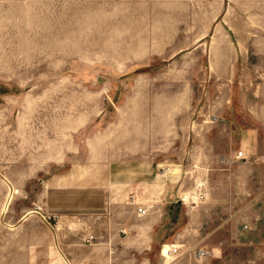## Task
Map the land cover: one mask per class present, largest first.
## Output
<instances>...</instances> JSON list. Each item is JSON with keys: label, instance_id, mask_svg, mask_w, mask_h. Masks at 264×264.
<instances>
[{"label": "rangeland", "instance_id": "374dc122", "mask_svg": "<svg viewBox=\"0 0 264 264\" xmlns=\"http://www.w3.org/2000/svg\"><path fill=\"white\" fill-rule=\"evenodd\" d=\"M212 156L225 169L209 173ZM251 156H264V0H0V201L5 185L7 213L22 196L29 214L3 216L1 233H51L48 213H127L114 180L158 160L172 169L168 239L211 233L223 247L207 264H264V161ZM67 180L95 187L46 192ZM31 243L0 264H30Z\"/></svg>", "mask_w": 264, "mask_h": 264}, {"label": "crops", "instance_id": "0c3cea01", "mask_svg": "<svg viewBox=\"0 0 264 264\" xmlns=\"http://www.w3.org/2000/svg\"><path fill=\"white\" fill-rule=\"evenodd\" d=\"M249 135L247 138L245 134L247 143L251 142ZM252 157L254 161L258 162L254 163L255 167L261 168L264 156ZM221 158L222 156H212L208 161H204L209 173L225 169L224 164H221ZM189 160L191 163L187 167L188 169L194 164L197 157L190 156ZM250 162L252 163L250 160L241 162L240 165L247 166ZM162 165H166L164 161H149L142 166L141 171L134 172L132 178L126 181L114 180L115 186L123 184L124 187H127L129 193V201L125 204L127 213H123L117 206L112 205L105 207L102 212L82 218L70 215V213L64 214L62 221L57 224L59 226L56 228L41 220V223L48 227L51 233L32 234L27 237L17 233L0 232V257L11 256L12 251L20 252V245H16V241L28 239L32 241L31 251L35 252L30 258V264H207L210 261H218L223 243H214L211 233L201 235L200 239H190L188 242L181 235H174L173 238L168 239L170 237L163 230L166 225L163 218L167 207L170 206L168 207L170 210L173 207V200L168 198L171 197V185L164 179L172 169L169 168L164 173H160L159 167ZM174 165L176 168L173 170H179L176 176L182 177L181 163L178 161ZM187 168L186 173L191 175L192 169L187 170ZM70 183L71 180H67L66 184L48 188L46 192L70 189L83 190L88 187H95V183L91 181L79 185ZM2 189L4 198L2 202L0 201V220L3 216L5 218L8 216L14 221L28 219L29 214L23 213L25 209L20 207V201L23 200L22 196H16L9 213H7L9 208L7 205L10 204V198L16 193V190L11 189L12 195L6 204L8 195L5 185L2 186ZM139 189H144L149 195L142 197V199L137 198L134 194L138 193ZM179 192L181 193V190ZM140 207L147 211L145 215L138 212ZM4 227L0 226V229H4ZM90 235L95 237V242L87 243V238ZM166 244H176L183 248L187 246L206 248L212 254L201 260H197L193 255H187L175 262H169L164 260L165 258L161 253L162 247ZM13 255L15 256V253ZM13 264H21V260L14 261Z\"/></svg>", "mask_w": 264, "mask_h": 264}, {"label": "built area", "instance_id": "2783aa9c", "mask_svg": "<svg viewBox=\"0 0 264 264\" xmlns=\"http://www.w3.org/2000/svg\"><path fill=\"white\" fill-rule=\"evenodd\" d=\"M217 117H213V121H217ZM237 159H246L247 156L243 150L239 151L236 155ZM228 159L225 158L223 162H227ZM138 212L140 214H146V210L142 207L138 208ZM42 220L46 222L50 226H54L53 223H56V225L59 222L60 216L55 213H48L45 215H41ZM247 228V226H245ZM95 242V237L93 235H90L87 238V243ZM166 245L162 247L161 253L162 256L166 259H170L172 262H175L179 258L187 255H193L197 260L205 259L209 256H211L212 252L209 251L206 248H197L195 246H187L183 248L182 246L176 245V244H170L167 248H165Z\"/></svg>", "mask_w": 264, "mask_h": 264}, {"label": "bare ground", "instance_id": "6f19581e", "mask_svg": "<svg viewBox=\"0 0 264 264\" xmlns=\"http://www.w3.org/2000/svg\"><path fill=\"white\" fill-rule=\"evenodd\" d=\"M169 245H166L165 248H167ZM167 261H171L169 258L167 259Z\"/></svg>", "mask_w": 264, "mask_h": 264}]
</instances>
